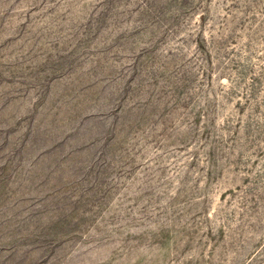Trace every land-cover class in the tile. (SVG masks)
I'll list each match as a JSON object with an SVG mask.
<instances>
[{
  "label": "rangeland",
  "instance_id": "rangeland-1",
  "mask_svg": "<svg viewBox=\"0 0 264 264\" xmlns=\"http://www.w3.org/2000/svg\"><path fill=\"white\" fill-rule=\"evenodd\" d=\"M0 264H264V0H0Z\"/></svg>",
  "mask_w": 264,
  "mask_h": 264
}]
</instances>
